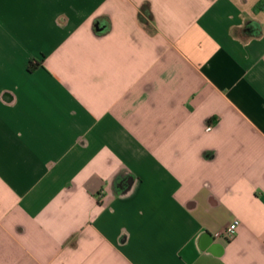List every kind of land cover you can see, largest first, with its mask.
Segmentation results:
<instances>
[{
    "label": "crops",
    "instance_id": "1",
    "mask_svg": "<svg viewBox=\"0 0 264 264\" xmlns=\"http://www.w3.org/2000/svg\"><path fill=\"white\" fill-rule=\"evenodd\" d=\"M0 264H264V0H0Z\"/></svg>",
    "mask_w": 264,
    "mask_h": 264
},
{
    "label": "built area",
    "instance_id": "2",
    "mask_svg": "<svg viewBox=\"0 0 264 264\" xmlns=\"http://www.w3.org/2000/svg\"><path fill=\"white\" fill-rule=\"evenodd\" d=\"M239 224H240V220L238 218H235L232 221H230L221 232H217L216 235L221 236L225 239H230L234 236Z\"/></svg>",
    "mask_w": 264,
    "mask_h": 264
},
{
    "label": "trees",
    "instance_id": "3",
    "mask_svg": "<svg viewBox=\"0 0 264 264\" xmlns=\"http://www.w3.org/2000/svg\"><path fill=\"white\" fill-rule=\"evenodd\" d=\"M261 4V3H260ZM141 11L148 17V18H150L151 19V17H152V12H151V9H150V6H149V4L147 3V2H145V3H143L142 4V6H141ZM140 20L142 21V23H144L146 26H148L149 24H148V22H147V18L140 12ZM38 64V62H36V61H33V60H31L30 62H29V67L31 68V67H34V66H36ZM210 120V118L208 119V121Z\"/></svg>",
    "mask_w": 264,
    "mask_h": 264
},
{
    "label": "water",
    "instance_id": "4",
    "mask_svg": "<svg viewBox=\"0 0 264 264\" xmlns=\"http://www.w3.org/2000/svg\"><path fill=\"white\" fill-rule=\"evenodd\" d=\"M106 26H107V24L104 22V21H101L100 23H99V30H105V28H106Z\"/></svg>",
    "mask_w": 264,
    "mask_h": 264
}]
</instances>
